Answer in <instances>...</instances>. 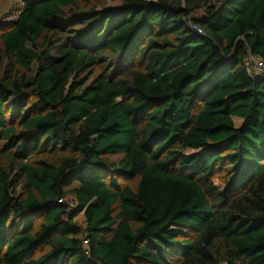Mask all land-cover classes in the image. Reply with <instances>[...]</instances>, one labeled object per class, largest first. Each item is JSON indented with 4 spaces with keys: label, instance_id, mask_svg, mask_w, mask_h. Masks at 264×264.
<instances>
[{
    "label": "trees",
    "instance_id": "trees-1",
    "mask_svg": "<svg viewBox=\"0 0 264 264\" xmlns=\"http://www.w3.org/2000/svg\"><path fill=\"white\" fill-rule=\"evenodd\" d=\"M21 1L0 264H264V0Z\"/></svg>",
    "mask_w": 264,
    "mask_h": 264
},
{
    "label": "rangeland",
    "instance_id": "rangeland-1",
    "mask_svg": "<svg viewBox=\"0 0 264 264\" xmlns=\"http://www.w3.org/2000/svg\"><path fill=\"white\" fill-rule=\"evenodd\" d=\"M119 0H93V3L95 6L102 7V6H115L119 4ZM23 8V3L21 0H0V23L2 28L7 27L11 22L16 19L18 14L21 12ZM1 30V29H0ZM118 156H114V158H117ZM3 163L8 165V160L6 158H1ZM226 169H222L220 173H217L213 178L216 181L217 184H219L222 188H224V177L223 174L226 173ZM122 184L128 183L131 186L135 187L138 178H132V179H121L120 180ZM78 222L80 224H84V217L83 215H78L77 218Z\"/></svg>",
    "mask_w": 264,
    "mask_h": 264
},
{
    "label": "built area",
    "instance_id": "built-area-1",
    "mask_svg": "<svg viewBox=\"0 0 264 264\" xmlns=\"http://www.w3.org/2000/svg\"><path fill=\"white\" fill-rule=\"evenodd\" d=\"M198 31L202 32L200 28ZM249 69L252 75H262L264 76V59L258 55L249 54L247 58ZM85 244H88L87 240H84Z\"/></svg>",
    "mask_w": 264,
    "mask_h": 264
}]
</instances>
